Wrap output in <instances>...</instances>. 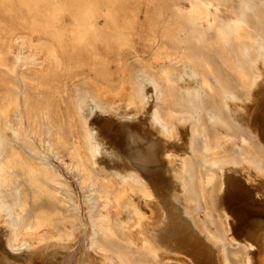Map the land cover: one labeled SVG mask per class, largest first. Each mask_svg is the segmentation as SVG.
Listing matches in <instances>:
<instances>
[{
  "label": "bare ground",
  "instance_id": "obj_1",
  "mask_svg": "<svg viewBox=\"0 0 264 264\" xmlns=\"http://www.w3.org/2000/svg\"><path fill=\"white\" fill-rule=\"evenodd\" d=\"M154 1L171 13L167 17L166 11H160L157 21L158 25L162 24L161 37L165 41L176 36H198L200 41H207L208 52L220 59L230 76H220L218 69L209 66L206 59H196L197 55L193 58V50L192 55L183 50L184 56L177 49L165 46L160 56L166 64L163 68L150 63L144 76L140 72L132 74L125 66L119 88L106 87L107 96L126 91L127 99L111 103L110 97L104 98V89L95 84L97 92L82 90V95L72 100L68 82L74 84L77 74L71 61L74 47L69 41H61L64 59H60L61 54L56 59L53 67L56 76H49L52 87L46 83L47 79L21 73L25 84L21 91L14 75L17 61L10 54L6 67L14 79L6 80L4 73L0 78V230L3 231L0 264H34L35 257H41L38 261L46 264L57 255L56 251H67L68 243L73 248L72 233L82 230L86 231L88 250L97 258L93 260V254L89 253L93 261L90 259L87 264H209L199 254L198 257L192 254L193 258L179 253L190 250L214 251L218 264H250L248 249L252 248L231 238L234 230H247L239 225V214L234 216L222 207L221 199L228 184L230 189L242 187L232 177L241 174L236 168L252 170L264 177V130L250 127L242 115L247 101L254 102L257 110L264 109V99L258 96L264 87V0ZM68 2L69 27L64 32L73 36L76 43H85L93 30H77L72 34L70 26L80 22L78 10L71 3L86 6L82 0ZM21 22L26 26L25 18ZM9 27L11 34L16 32L14 27ZM180 60L189 63L181 74L175 69ZM147 89H151L150 95ZM206 100L211 103L210 108L205 106ZM69 102L75 105L74 111L68 107ZM145 103L149 106L153 133H143L130 123L138 119V112L131 107ZM22 106L31 137L38 142L42 156L31 154L19 144ZM203 113L211 126L232 127L233 133L228 135L231 151L225 148L224 139H214V144L208 142L206 128L195 124ZM107 115L127 121L121 128L117 149L100 137L90 120L92 116L96 119ZM179 125L189 126L188 151L182 155L171 154L163 147L165 141L174 137ZM49 156L55 157L85 191L86 203L94 211L87 214V225L79 221L81 218L72 219L60 208L65 202L59 196H63L69 207L79 211L73 201V188L62 179L61 169L47 159ZM65 158L70 159V164ZM108 161L120 165L110 164L113 165L110 167ZM47 182L55 184V188L58 186L60 192L47 187ZM215 190H220L219 195L214 194ZM8 192L12 193L11 198ZM255 194L262 203L258 208L261 211L250 209L247 213L257 215L264 222V194ZM44 199L52 201L54 207H44L41 204ZM247 205L253 207L249 201ZM203 213H209L215 234L208 231ZM55 237H60L62 243H53ZM7 253L12 257L8 258ZM80 259L82 264V255Z\"/></svg>",
  "mask_w": 264,
  "mask_h": 264
},
{
  "label": "rangeland",
  "instance_id": "obj_2",
  "mask_svg": "<svg viewBox=\"0 0 264 264\" xmlns=\"http://www.w3.org/2000/svg\"><path fill=\"white\" fill-rule=\"evenodd\" d=\"M68 1L70 0H0V58H1L0 59V78H1V75L3 76V73H4L6 80L8 79V81H10L9 79H14V76L9 71V68L6 67V64L8 65L7 61L9 59V56L10 54H12L14 60L16 59L17 65H18V68H16L17 70H15L16 74L14 73V75L16 76L17 82H19L18 84L21 88V91H24L25 89L24 88L25 84L23 82L21 73H25L27 76L29 74V76H32L34 78L37 77V78H42L44 80L47 79L45 81L47 84H49L48 86L49 87L54 86V84L49 83V82L52 79L51 78L52 76H56V71L53 68L55 67L56 59H59L60 54L62 55L60 56V59H64L63 55H64L65 49L62 46V42H61L62 40L69 41V44L74 47L73 52H72L71 61H72V64H74L76 67L74 71H76L77 77L75 78L74 84L71 82H68L69 94L71 93L70 95L72 97V100L73 99L75 100L78 96H81L83 91H88V92L96 91L97 92L99 89L98 90L95 89L96 88L95 84H99L101 88L104 89L103 94H105L104 96L105 98L107 96L106 87H108L110 90H117L119 88L121 82L124 80V73H123L122 68L125 66L126 67L128 66L127 68H129L132 74L136 75L140 72L139 74H143L144 76H146L145 69L147 65L150 63H153V65L154 64L157 65V68L159 69L163 68V66H165L166 64L165 62L160 60V56L165 46H167L169 49H172V50L177 49L178 51L177 50L175 51H177L179 54L182 53V55L184 56L186 53H184L183 50L184 51L186 50L187 54H191V52L194 51V54L193 53H192L193 55L191 54L192 56H194L193 58H195L196 57L195 55H197L196 59H198L199 57H200L199 58L200 60L206 59V62L209 61L208 62L209 66L211 67L213 66V68L215 67V69H218L220 76H223V77L230 76L228 75L229 73L225 71V69L223 68V65L221 64L220 59L217 56L212 55V53L208 52L207 50L208 45H206L207 41H200L199 40L200 38L198 36H193L192 38L176 36L175 37L176 39L173 38V40L171 39L169 41H165L163 37H161L163 36V32L161 34V31H163L162 24L158 22L160 25L159 26L157 24V21L162 11L167 12V17H169L171 13L165 6L163 5L159 6L155 4L154 0H148V2L147 0H139V1L129 0L130 2L128 0L126 1L124 0H82V2L85 4L86 7H82V6H79L78 4L71 3L72 5H74L75 9L78 10L79 19H80V22L77 23V25L70 26L71 33L72 32L75 33L77 30L81 32H85L86 29H92L94 32L93 34L88 35V40L85 43H76L74 41L73 36L68 35L64 32V28L69 27L68 26V14L66 13V11L70 9L69 7L70 4H68L70 2ZM128 3H130V6ZM148 5H150V7ZM121 6H124V7H121ZM163 7H165V10ZM127 8H129L130 10ZM134 9L136 10L134 11ZM122 12H124L125 14L123 13L124 14L123 15ZM129 12L131 15L129 14ZM119 16L123 18V21H122V18ZM23 18L27 20V23H28V24L26 23L27 28L21 22V19ZM9 25L10 27H14L16 29L15 30L16 32L14 31L15 33L11 34L8 31ZM127 26H129L131 29ZM58 32L59 33L61 32V33L59 34ZM153 38H156V39L153 40ZM196 43L198 44V46ZM26 45H31V46L29 47ZM53 55H55L54 58L52 57ZM51 63L53 64L52 66H50ZM176 63L177 64H175V69L177 68L176 72L180 70L179 74L183 73L189 65L188 61H185V60H180ZM7 71H8V74H7ZM49 76H51L50 77L51 79L49 78ZM9 86L10 85L8 84L7 87ZM1 87L2 86L0 85V88ZM38 90H37L38 92H41L42 88H39ZM150 91L151 89L146 90L147 95H150L148 94V92L150 93ZM32 92L34 94L35 91L32 90ZM258 96L259 98L262 97V99H264V87L260 91H258ZM107 97L108 98L110 97L109 100L111 101V103H113L116 100L127 99V94H126V91H124L119 95H113V96H107ZM39 103L40 101L38 100L37 104ZM148 103H150V100L148 101ZM148 103H145L143 105L144 107L142 105H137V104L131 107L132 111L136 113L138 112V119L130 121L131 126H133V128L140 130L143 133L155 132L151 128V124L149 120V113L147 110L149 108V106L147 105ZM244 105L246 107V111L243 112L242 115L245 117V119H247V124H249V126L254 129L259 130V128L261 127L264 130V109H260V110L255 109L254 102H251V101H247ZM205 106L210 108L211 103L208 100H206ZM22 107L23 108H21L20 110V127L17 133L18 141H20L19 144L22 145L24 148H26L29 152H31V154H34L37 157L42 156V150L40 149L38 142L35 141L33 137H31L29 126H28V121L26 119L27 118L26 111H25L24 106ZM68 107L70 108L71 111H74L76 108L75 105L71 104L70 102L68 103ZM122 107L123 106H120V108L125 110L126 112L130 111V109L129 111H127L126 108L124 107L122 108ZM205 115H206L205 113L199 115L195 121L196 122L195 124L206 128L205 133L207 132L206 136H207L208 142L210 144H214L217 138H221L222 140L224 139L223 141H224L225 148L228 151H231L233 147L229 142L230 139H228L229 138L228 135L233 133L232 127L223 128V127H217L214 125L211 126L212 124L210 123L209 118L207 117V115L206 116ZM94 117L92 116L91 118L93 119ZM98 118L96 119L94 118L93 120L90 119L94 125L93 127L97 129V131L100 134V137L103 140L107 139L109 143L111 144V146L117 149V145L119 144V141H121V138H120V134L122 132L121 128L123 127V125L127 124V121L123 122L124 120L114 118V115H107L103 117L101 116ZM94 120H97V122H94ZM105 122L107 123L105 124ZM199 124H202V125H199ZM188 127H189L188 125L186 126L179 125L178 131L174 132V137L163 143V147L167 152L171 154H176V155H182V154L187 153L188 147H187L186 129ZM154 136L156 138H159L156 135ZM210 139H211V142L214 139L215 140L214 142L211 143ZM225 143L227 144L225 145ZM20 145L17 144L16 147L19 149L18 146ZM49 158L50 156L47 157V159ZM64 160L67 164H70L69 158H65ZM50 161L54 164V166L59 167L61 169L62 176H63L62 179L65 180L68 184H70V186L73 188L72 192L76 193V194L74 193L73 195L75 197V198L73 197V201L79 211H76L74 208L69 207V204H67L66 202V198L65 197L61 198L63 196H59L60 200L62 202H65L63 203V205L61 204L62 206L60 205V208L63 211H66V214L68 213L67 215L71 216L72 219L76 218L77 220H79L81 218L79 221H81L84 225H87L86 216L87 214L88 215L93 214L94 211L89 206L88 202L86 203L87 200L85 199V195H84L85 191H83L82 188H80L81 186L77 184L73 175L68 174V172H66L60 166V162L55 157L50 158ZM107 164L110 167H112L113 165H120L115 161H108ZM110 164H113V165H110ZM236 170H239L241 174L237 173L235 174V176L232 175V177L233 179H235L234 177H236L240 181V185L242 187H237L236 189H233L234 188L233 186L232 187L233 190H232L230 189L231 186L228 184L226 188L224 189V195L222 196L221 204H222V207L227 212H230L234 216L235 214L237 215L239 214L238 215L239 221H240L239 225L243 227L244 229H246L247 231H242V232L238 230H234L233 232L231 231L232 232L231 238L233 240H237L238 242H243L247 246L252 248L251 250L248 249L249 251L248 254L250 257V264H264V222H262V219H259L260 217H257V215H255L256 216L255 217L253 216V214L247 213L249 212L250 209H253L254 211H261L258 208L260 207V204L262 203L259 201L260 198L256 196L255 192H258L260 195L264 194V189H263L264 188V177L252 170L244 171L242 170L241 167L236 168ZM195 172H198V168H195ZM219 175H221V173H219ZM70 181H72L74 187L72 186V183H70ZM45 184L47 185V187L48 186L49 188L51 187L50 189L56 192H60L59 188H57L58 187L57 185H56L57 187L55 188L54 187L55 184L53 183L49 184V182H47ZM18 185H19V182H16L15 186H18ZM219 191L215 190L214 194L219 195L220 193ZM11 194L12 193L8 192V195L10 198L12 196ZM236 196L239 198H237ZM247 201L251 202L253 204V207L247 205ZM42 202L41 204L44 207H47V208L54 207V205L52 204V201L50 200L48 201L47 199H44ZM240 204L241 206L242 204L244 206L241 207ZM46 205H50V206H46ZM66 205H68V207ZM71 208L73 209V211ZM73 212H75L76 214H74ZM214 216L215 218H217L216 215ZM202 217L207 222L206 227L208 226L207 227L208 231L211 234H215L216 231L212 228L213 224L209 222L210 221L209 213L207 214L203 213ZM243 217H245V219ZM0 232L3 233V231L1 230ZM72 235L74 236L72 240L75 241V245L73 243V248L71 247L72 243H68L67 247H70V248H66L68 249L67 251H56L57 255H54L53 257L49 258L46 264H81V259H80L81 255L83 258L82 264H87V261L90 262V259L91 261H93L94 259H97V258H94V254L88 250V244H87L88 238H87L85 230H82L81 232H78V233H72ZM1 237L2 236L0 233V240H1ZM52 242L55 244H60L62 243V239L60 237H55L53 238ZM0 253H3V251H0ZM89 253L91 255L93 254L91 256L93 260L91 257L89 258L90 256ZM179 253L184 254L185 256H189V257L190 256L193 257L192 254H196L198 257V254H199L201 260L204 257V259H208L209 264H218L217 255L214 251H202L201 252V251L190 250V251H181ZM7 257L10 258L12 256L7 253ZM40 259L35 257L33 259L34 260L33 263L35 264L36 262V264H42L41 263L42 261H38ZM230 264H232V262Z\"/></svg>",
  "mask_w": 264,
  "mask_h": 264
}]
</instances>
